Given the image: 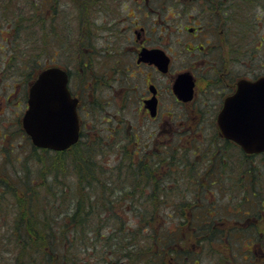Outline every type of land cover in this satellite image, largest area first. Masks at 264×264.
<instances>
[{
	"label": "flooded vegetation",
	"instance_id": "1",
	"mask_svg": "<svg viewBox=\"0 0 264 264\" xmlns=\"http://www.w3.org/2000/svg\"><path fill=\"white\" fill-rule=\"evenodd\" d=\"M54 1H46V11ZM244 1L248 0H92V6L98 8L97 14L102 15L101 9L104 12L101 18L93 20L95 43L105 52L97 56L102 63L96 69L100 71L102 66L108 79L112 69L109 87L115 102H122L125 107L137 103L143 118L158 121L157 136H168V144L180 140L185 145L179 148L187 150L188 183L177 186L188 192L192 211L188 230L192 238L205 240L204 247L207 246L209 253L216 242L228 241L235 264H264V151H244L237 141L222 134L217 120L225 99L234 93L240 79L255 80L264 75V68L258 67L264 66V59L262 62L258 59V50L264 47V34L259 31L264 32V25L243 24ZM254 1L257 3L253 9L264 15V0ZM245 11L259 19L255 11ZM246 48L251 49L249 54ZM108 49L112 51L106 53ZM147 49H159L168 57L163 69L154 61L140 59L141 51ZM177 49L179 54L200 52L209 64L203 69L212 71L217 86L208 85L200 90L202 82L197 70L189 67L176 70L174 51ZM125 58L132 61L122 66ZM218 64L220 69L216 67ZM180 73H189L194 82L192 97L187 100L178 98L173 90ZM68 75L70 81L69 72ZM138 75L146 77L143 91L139 90ZM163 77L170 86L173 107H178L175 110L172 104L165 105ZM28 85L15 104L20 111L27 107ZM18 87L19 84L14 94L18 93ZM69 89L78 99L79 140L89 136V132L90 137L101 134L96 119L99 117L103 122L104 114L99 110L94 112V120L90 118L93 124H89L83 118L81 97L70 86ZM12 95L8 93L6 98ZM163 111H170V115L165 114L168 120L160 119ZM109 120L107 116L105 121ZM113 123L112 120V128L106 127L111 134L115 129ZM157 136V144L167 142ZM202 215L199 222L196 217ZM195 261L198 262V257ZM215 264L226 262L223 259Z\"/></svg>",
	"mask_w": 264,
	"mask_h": 264
},
{
	"label": "trees",
	"instance_id": "2",
	"mask_svg": "<svg viewBox=\"0 0 264 264\" xmlns=\"http://www.w3.org/2000/svg\"><path fill=\"white\" fill-rule=\"evenodd\" d=\"M5 3L14 9L0 15L8 61L23 73L17 53L33 48L35 77L49 66L46 0ZM111 135L85 136L59 151L31 145L23 161L33 170L24 164L16 178L2 170L0 264H197L205 240L192 238L188 192L177 186L188 183L187 150L156 140L152 150L148 143L105 144Z\"/></svg>",
	"mask_w": 264,
	"mask_h": 264
},
{
	"label": "rangeland",
	"instance_id": "3",
	"mask_svg": "<svg viewBox=\"0 0 264 264\" xmlns=\"http://www.w3.org/2000/svg\"><path fill=\"white\" fill-rule=\"evenodd\" d=\"M5 1L6 0H0L1 16L5 15L6 13L10 14L14 12L12 7L9 8L10 4L5 3ZM17 1L20 5L22 0ZM46 1L49 3V1L52 0ZM256 3L257 1L254 0L243 2L244 13L242 19L244 25L256 23H258L259 27L264 25V15L259 14L258 10L256 8L253 9L252 7L253 4L256 5ZM3 6H7V8L4 9ZM93 7L92 0H55L51 3L50 8L46 11V51L44 53L46 65L54 63L68 69V72L70 73L69 86L73 90L74 94H77L81 97L83 118L87 120L89 124H93L91 119L94 120V112L96 114L99 110L102 114H104L105 118L103 122L100 121L99 117L96 119L97 126L100 124L98 128L100 129L101 135L103 137L106 135H111L109 134L111 131L109 132L108 128L112 125L113 120V125L115 124L116 132L113 130L115 135H111L109 139L107 138V140H104L105 144L121 145L125 143L127 145L126 148H129L141 146V143H148V147H151L152 150L154 149V143L156 140L155 137L157 136L155 133L157 128H155V126L158 121H151L148 117L143 118V114L138 112V104L135 102L131 101L132 103L128 104L127 107H125L122 102H115L113 98L114 92L109 87V84L112 83V69L109 70L111 73L109 79L108 76L107 78L104 77L103 72L105 70L102 69V66L100 67V71H97L96 69L102 63L98 62L100 59L97 56L99 54H105V52L101 49L100 45H96L95 43L93 20L94 17L101 18L104 12L101 9L100 13H102V15H99L97 14L96 10L98 8L94 7V9ZM245 10L255 11L258 14L259 19H257L256 16L248 14V12ZM132 18L133 17H131V19ZM30 22V26L32 27V20H30ZM261 33L264 34L263 31H259V34ZM6 36L7 34L5 32V28H0V181L1 178L8 177L7 175L3 177V171L8 173L12 178H16V174L19 175L20 171L24 169V164H28V166L33 170L31 160L26 163L23 161V158L31 151L32 144L31 141L27 139V135L25 134L21 125V115L23 111H20V109H18L15 104L17 103V98L20 97V94L23 93L27 85L34 77V75L33 77L31 76L33 70L34 49L32 48V50L30 49L29 51L28 48L25 47H23V49H19L22 51L17 53L20 55V58H18L19 61L22 62L21 68L23 73H21L14 65L15 61H8L10 51H8L7 47L6 49L4 48L6 46ZM23 41L24 44H18L21 46L25 45L26 41ZM19 47H17V49ZM179 50L180 49L174 51V66L176 67V70L185 67L194 68L195 71L197 70L196 72L198 78L202 82L201 86H199L200 90L207 88L208 85L214 87L217 86V82L215 81L217 78H214L212 71H205L208 70L207 68L203 69L204 66L209 64H207L206 60H203V56L200 52L198 53L195 51L188 55L179 54ZM244 50H248L247 54L251 52V49L249 48ZM111 51V49L110 51L108 49L106 53ZM258 53L259 62H262L264 59V47L260 48ZM105 56L106 55H104L103 60H105ZM36 58L39 60L38 57ZM27 59L29 60L27 69L29 74L28 76L26 75L25 70ZM83 61H85L84 64L86 63L84 67ZM130 61L132 60L125 58L121 65L127 66ZM216 67H219V69L221 68L219 64L216 65ZM258 67L260 69L264 68V66L261 67L260 65H258ZM142 72V76H144L145 70L143 69ZM207 72H210L211 74L206 75ZM218 73L220 72L218 71ZM143 78L140 75L136 77V80L139 81V90L141 91H143ZM209 78L213 79V81L211 80L207 82ZM97 79L100 80V82L98 80V84L96 83ZM144 79H146V77ZM161 81L165 105L169 104L170 106V104H172L173 107L174 102L172 101V96L169 91L170 86L167 85L165 77H163ZM101 82H104V85L101 86ZM18 84V93L14 94L16 92V85L18 86ZM97 85H99V90H97ZM8 93H13V95L9 97L10 99L6 98ZM214 94H216L215 99H218V94ZM91 103L93 104V109L89 106ZM176 107L177 106H174L173 110H175ZM165 114L170 115V111H163V115L160 117V119L168 120V116H165ZM107 116L110 119L109 121H105ZM102 125L104 127H102ZM107 125L108 128H106ZM90 136L92 135L89 132V137ZM129 137H131L133 140L132 144L131 142L129 143ZM157 137H160L163 139V141H167L168 139V136L165 137L164 134ZM174 144H176L178 147H185L183 142L180 140L174 141ZM109 152L110 153L105 152L104 155L110 163V160L115 157V154L112 149H110ZM30 157L31 153L27 156L26 160ZM105 165L110 166V164ZM1 191L2 187L0 186V192ZM226 218L227 216L224 214L223 219ZM171 228H173V226ZM188 246L196 247L194 244H188ZM206 248L203 247V250L197 253L195 256L198 257V262L195 261L197 264H209L211 261V264H215V262H219L223 259H225L226 264H235V257L231 256L232 247L228 244V241L216 242L210 253Z\"/></svg>",
	"mask_w": 264,
	"mask_h": 264
},
{
	"label": "water",
	"instance_id": "4",
	"mask_svg": "<svg viewBox=\"0 0 264 264\" xmlns=\"http://www.w3.org/2000/svg\"><path fill=\"white\" fill-rule=\"evenodd\" d=\"M164 56L159 49H147L141 51L140 59L154 61L163 69L168 63ZM193 85L189 73H180L173 90L178 98L187 100L192 97ZM77 102L68 89L66 69L57 65L41 69L28 88L27 108L21 118L31 143L54 150L74 144L79 131ZM217 120L222 134L237 141L244 151H264V76L240 79L234 93L225 99Z\"/></svg>",
	"mask_w": 264,
	"mask_h": 264
}]
</instances>
